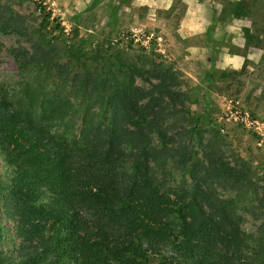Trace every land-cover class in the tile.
<instances>
[{
  "label": "rangeland",
  "instance_id": "374dc122",
  "mask_svg": "<svg viewBox=\"0 0 264 264\" xmlns=\"http://www.w3.org/2000/svg\"><path fill=\"white\" fill-rule=\"evenodd\" d=\"M238 1L0 0V91L14 110L46 113L52 129L78 137L112 108L90 101L86 119L84 77L124 84L141 108L152 100L163 113L167 162L156 165L160 181L191 189L184 167L197 161L202 181L213 167H225L231 178L213 176L204 188L217 201L236 200L241 229L259 231L264 220L254 208L264 191V135L245 117L264 123V102L253 95L259 76L249 68L246 40L239 44L245 29L264 28V0H252L248 16L231 18L229 3ZM227 50L243 54L238 68L216 63ZM153 145L157 156L164 145L156 136ZM0 175L7 178L1 156ZM1 220V249L10 252L15 225Z\"/></svg>",
  "mask_w": 264,
  "mask_h": 264
},
{
  "label": "trees",
  "instance_id": "16d2710c",
  "mask_svg": "<svg viewBox=\"0 0 264 264\" xmlns=\"http://www.w3.org/2000/svg\"><path fill=\"white\" fill-rule=\"evenodd\" d=\"M229 4L231 18H240L253 1ZM244 37L247 45L257 38L249 28ZM98 77L80 84L83 112L89 118L85 111L96 100L112 106L110 117L88 121L78 137L52 129L46 113L14 110L0 91L7 176L0 175V264H264V223L259 231L241 229L236 200L217 201L204 188L213 176L231 178L227 169L213 167L202 181L196 161L183 171L191 189L162 183L156 169L167 162L163 113L152 100L141 108L124 84ZM155 136L164 145L157 156ZM257 193L254 210L264 220V191ZM3 218L15 225L10 252L1 249Z\"/></svg>",
  "mask_w": 264,
  "mask_h": 264
},
{
  "label": "crops",
  "instance_id": "0c3cea01",
  "mask_svg": "<svg viewBox=\"0 0 264 264\" xmlns=\"http://www.w3.org/2000/svg\"><path fill=\"white\" fill-rule=\"evenodd\" d=\"M250 33L254 34L257 38L254 39L255 43L248 45V60L251 65L249 68L251 71L256 72V77L259 76L257 89L253 92V95L257 97L258 101L264 102V91L262 87H264V76L261 72L264 70V28H259L255 26L249 27ZM242 42L239 44L241 47L245 46V39L241 38ZM219 61L216 63H221L225 67L229 69L238 68V64H242L244 61L243 54L239 52H226L221 53ZM260 73V74H259Z\"/></svg>",
  "mask_w": 264,
  "mask_h": 264
},
{
  "label": "built area",
  "instance_id": "2783aa9c",
  "mask_svg": "<svg viewBox=\"0 0 264 264\" xmlns=\"http://www.w3.org/2000/svg\"><path fill=\"white\" fill-rule=\"evenodd\" d=\"M245 121L250 127H252L260 135H264V123H262L256 119H250L247 116L245 117Z\"/></svg>",
  "mask_w": 264,
  "mask_h": 264
}]
</instances>
